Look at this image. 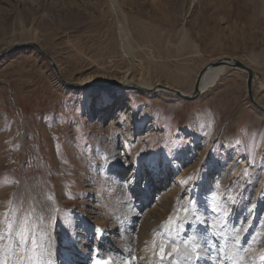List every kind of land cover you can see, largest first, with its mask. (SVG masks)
<instances>
[{"label":"rangeland","instance_id":"obj_1","mask_svg":"<svg viewBox=\"0 0 264 264\" xmlns=\"http://www.w3.org/2000/svg\"><path fill=\"white\" fill-rule=\"evenodd\" d=\"M29 41L67 80L99 86L63 84L33 47L0 56L4 252H23L33 225L29 257L45 264H148L158 240L178 264H211L202 243L264 264V111L247 72L229 67L194 99L103 86L186 91L231 57L255 70L264 103V0H0V52Z\"/></svg>","mask_w":264,"mask_h":264},{"label":"bare ground","instance_id":"obj_2","mask_svg":"<svg viewBox=\"0 0 264 264\" xmlns=\"http://www.w3.org/2000/svg\"><path fill=\"white\" fill-rule=\"evenodd\" d=\"M113 2H115V0H112ZM115 4V3H114ZM250 25H252V23L250 24ZM13 44H17V43H13ZM13 44H10L9 46H11V45H13ZM9 46H6L5 48H3V49H6L7 47H9ZM29 47H31V46H29ZM2 49V50H3ZM8 50H10V49H8ZM252 56V55H251ZM252 58H253V56H252ZM217 60V59H216ZM256 60V59H255ZM253 61V60H252ZM229 67L230 68H236V69H240V70H243V69H241V68H237V67H231V66H229V65H225V64H220V65H218V66H214V67H211V68H209L205 73H204V76H203V78H202V82H201V92H200V94L201 93H203V92H205V91H207V90H209V89H211L213 86H215L217 83H218V81L220 80V78L222 77V76H224L227 72H228V69H229ZM252 68V67H251ZM243 71H245V70H243ZM255 71V70H254ZM245 72H247V71H245ZM256 73V72H255ZM247 79H248V72H247ZM256 77H257V74H255V76H254V83H255V80H256ZM62 82V81H61ZM74 82V81H73ZM75 83H77V84H81L82 85V87L83 88H88V87H90V86H88V85H92V84H97V83H95V81L94 80H92L91 78H88V77H86V78H83V79H81L80 81H75ZM112 84V85H110L108 88H110V89H112V87H115L116 86V84L117 83H119V85L118 86H120L122 89H124V90H130L131 92H133V91H135V92H139V93H146V92H148V91H152V90H165L164 88H162L161 86H160V84L159 83H157V84H150L149 83V81L147 82V81H145V80H141L140 79V81H134V80H132L131 78H124V79H122V80H114V81H112V82H108L107 84ZM63 84H65L64 82H63ZM106 84V83H105ZM264 84V83H263ZM65 85H67V84H65ZM133 85V86H132ZM194 86L195 85H193V87H191L189 90H186V91H183L184 92V94H186V95H192V93H193V91H194ZM262 86H264V85H262ZM166 92H168L167 90H165ZM170 93V92H169ZM171 94H173V93H171ZM199 94V95H200ZM175 95V94H174ZM178 96V95H177ZM179 97H181V98H183L182 96H179ZM256 102L259 104V106L261 107H259L262 111H264V103L263 102H258L257 100H256ZM258 108V107H257ZM122 110H124V108L122 107ZM257 119V120H256ZM255 120L257 121V122H260V115H258V116H256V118H255ZM173 178H174V182L175 181H177L176 180V178L177 177H175V175H173ZM129 201L131 202L132 200H130L129 199ZM126 208H127V210L129 209L130 210V212H129V210H128V213H133L134 212V210H133V207H132V205L131 204H128L127 206H126ZM139 216V215H138ZM200 223H198V225H199ZM162 223L159 225V226H156V227H154V229H159L162 233L161 234H168V236H173V230L170 228V226H167V224L166 223H164L162 226ZM195 225H197V222H195ZM194 225V226H195ZM197 225V226H198ZM161 226V227H160ZM29 227V226H28ZM32 227H33V225L31 226V228H30V232H28L27 231V236H25V240H24V242H22V243H24V246H23V252H17L16 254H14V259L11 257V255H10V253H9V251H5L4 252V258H5V260H6V264H8L9 263V257L11 258V259H13L12 261L14 262V264H18L17 263V261H19V259L20 258H23V259H27L28 261H29V263L31 264H45L44 263V257L42 258V256H38V258H37V260H35V257H34V255H33V259H31L29 256V254H30V248L32 247L31 245H32V239H31V236H32ZM151 227V226H150ZM150 227H149V229H150ZM221 232V231H220ZM26 233V232H25ZM157 233V232H156ZM216 238V237H215ZM264 238V237H263ZM262 238V239H263ZM15 239L16 238H14V237H11V238H9V241H8V243L9 242H11L13 245L14 244H16L17 242L15 241ZM17 240V239H16ZM219 240V239H218ZM17 241H19V240H17ZM210 241V240H209ZM20 242V241H19ZM18 242V243H19ZM205 242V241H204ZM171 243V242H170ZM202 243V242H201ZM209 243V242H208ZM229 243V242H228ZM262 243V242H261ZM264 243V242H263ZM172 244V243H171ZM220 244V243H219ZM222 244H223V242H222ZM22 245V244H21ZM161 245H164L165 246V248H166V252H165V255L163 256V258H161L160 257V255H159V248H160V246ZM203 245H204V247H203ZM263 245V244H262ZM151 246L152 247H157V250H155V252H150V255H149V252H148V255H147V262H148V264H178V263H176L174 260H173V258H172V256L167 252V251H169V249L171 248L170 246L169 247H167V245L165 244V243H162L160 240H158L157 241V243L155 244L154 242H152L151 243ZM177 246H178V251L180 252V253H183L184 254V252L183 251H187L188 252V250L185 248V247H183L182 245V247L183 248H181V246L179 245V244H177ZM215 247V246H214ZM214 247H212V244L210 245V244H206V243H202V248L204 249V251L202 252V254H203V256L204 257H208V261L210 262V261H212L211 262V264H249V262L245 259V257L243 256V254L241 253V252H238V251H234V250H232V249H238V247H233V248H229V247H227L226 248V250H225V253L223 254L222 253V255H219V253H217V252H215V248ZM261 247V246H260ZM22 249V248H21ZM239 249H242V248H239ZM206 250H208L209 251V253H211L212 254V258H210V256L208 255V252L206 251ZM259 250V249H258ZM32 252V251H31ZM223 252V251H222ZM259 253L261 252V249H260V251H258ZM190 253V252H189ZM252 253V252H251ZM259 253H257V254H259ZM188 254V253H187ZM187 254H185V255H187ZM221 254V253H220ZM248 254V253H247ZM261 254V253H260ZM201 254H198V253H191V254H189V255H187L188 256V258H187V260L189 261V262H192L191 261V259H190V257L192 258V260L194 261V259L193 258H198L197 256H200ZM190 256V257H189ZM183 257V256H182ZM201 257V256H200ZM52 259V258H51ZM184 259V258H183ZM22 260V259H21ZM26 260V261H27ZM25 261V262H26ZM52 261L53 260H51V263H52ZM182 261V260H181ZM187 261V262H188ZM195 261H197V260H195ZM202 261V260H201ZM12 262V263H13ZM37 262V263H36ZM177 262H179V261H177ZM183 262V261H182ZM185 263H186V261H184ZM188 262V263H189ZM204 262V261H203ZM26 264H27V262H26ZM49 264V263H48ZM198 264V263H197ZM204 264V263H203ZM253 264H257V260H256V262H253Z\"/></svg>","mask_w":264,"mask_h":264},{"label":"water","instance_id":"obj_3","mask_svg":"<svg viewBox=\"0 0 264 264\" xmlns=\"http://www.w3.org/2000/svg\"><path fill=\"white\" fill-rule=\"evenodd\" d=\"M29 46L37 49L46 58V60L49 62V64L51 65V67L55 71L57 77L62 82H64L65 84H67V86L75 87V88H82V85L81 84H77V83H75L73 81L67 80L63 76V74L61 73L60 68L58 67V65L56 64V62L53 60V58L51 57V55L47 51H45L36 42H33V41L30 42L29 41V42H24V43L13 44V45L7 47L6 49H3L0 52V56H2L6 51H8V49H13V48H16V47H29ZM220 64H225V65H229L231 67L241 68V69H243V70H245V71L248 72V79H247L248 97H249L250 101L256 107L259 108L260 106L256 102V98L254 96V76H255V71L248 64L244 63L243 61H241V60H239L237 58L223 57V58H220V59L213 60V61L209 62L205 67H203L200 70V72H199V74L197 76L196 82H195L194 91H193L192 95H186V94H184L183 91H181L179 89H176V88H172V87L167 86V85L160 84V86L162 88H164L165 90H167L168 92L173 93V94L178 95V96H182L185 99H194V98H197L199 96L200 92H201V82H202V78L204 76V73L209 68L214 67V66H218ZM93 85L99 86V84H92V85H88V86H93ZM110 85H112V84H107V85H103V86H106L107 87V86H110Z\"/></svg>","mask_w":264,"mask_h":264},{"label":"snow or ice","instance_id":"obj_4","mask_svg":"<svg viewBox=\"0 0 264 264\" xmlns=\"http://www.w3.org/2000/svg\"><path fill=\"white\" fill-rule=\"evenodd\" d=\"M8 230H9V232L12 230L11 224L8 225ZM0 239H3L2 235H0ZM165 252H166L165 246L161 245L159 248V255L161 258H163V256L165 255ZM261 259L264 260V257H261ZM0 264H6V260L4 258V249L2 247H0Z\"/></svg>","mask_w":264,"mask_h":264}]
</instances>
